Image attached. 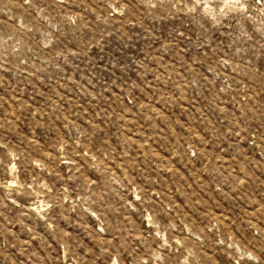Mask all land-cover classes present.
Instances as JSON below:
<instances>
[{"label": "rangeland", "instance_id": "rangeland-1", "mask_svg": "<svg viewBox=\"0 0 264 264\" xmlns=\"http://www.w3.org/2000/svg\"><path fill=\"white\" fill-rule=\"evenodd\" d=\"M0 264H264V0H0Z\"/></svg>", "mask_w": 264, "mask_h": 264}]
</instances>
